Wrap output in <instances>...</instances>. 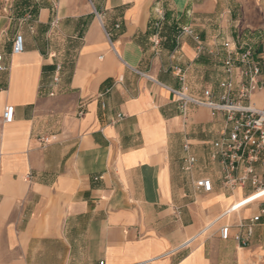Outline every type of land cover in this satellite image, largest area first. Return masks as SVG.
Wrapping results in <instances>:
<instances>
[{"label": "crops", "instance_id": "crops-1", "mask_svg": "<svg viewBox=\"0 0 264 264\" xmlns=\"http://www.w3.org/2000/svg\"><path fill=\"white\" fill-rule=\"evenodd\" d=\"M226 41L263 48L264 0H0V264H264V214L247 246L236 226L191 240L230 202L243 205L234 224L264 206L220 184L209 155L228 133L222 116L184 117L169 91L178 68L189 95L218 100L235 58ZM261 79L257 108L264 68ZM201 177L209 193L194 190Z\"/></svg>", "mask_w": 264, "mask_h": 264}, {"label": "built area", "instance_id": "built-area-1", "mask_svg": "<svg viewBox=\"0 0 264 264\" xmlns=\"http://www.w3.org/2000/svg\"><path fill=\"white\" fill-rule=\"evenodd\" d=\"M7 2L8 0H1ZM26 16L25 20H29ZM110 49L114 52L109 35L105 32ZM180 35H187L195 42L197 53L207 52L206 47L190 28L181 29ZM223 48L235 58L229 56L223 61V67L227 78L219 83L220 94L218 100L214 99L211 89H203L201 97L189 95L188 88L184 85V77L178 68L174 74L182 83L178 89H170L174 102L178 104L182 116L186 117L189 107L202 108L210 112L212 117L221 115L224 123L229 126L226 137L213 143V151L209 159L220 165V184L225 189L248 188L252 195L262 193L264 190V107L257 108L251 103L252 94L262 84V69L264 68V46L256 49L250 44L236 45L226 41ZM24 51V39L20 33L14 35L11 53L21 54ZM5 71L0 54V73ZM57 81L58 78L53 79ZM79 108L78 115H82ZM121 117V116H117ZM2 120L10 123L13 120V108L6 107L2 114ZM185 153L182 158V170L190 173L197 164L196 157L190 152V145L183 144ZM196 191L209 193L212 190V182L207 177H201L193 182ZM264 203V200H263ZM246 205V204H245ZM241 203L230 202L217 216L208 222L191 239L204 236L208 231L216 228L222 240L231 235V229L236 226L240 230L233 236L241 246H247L253 235V226L257 224L264 214V206L256 215L234 224V216L238 213ZM104 264V262H99Z\"/></svg>", "mask_w": 264, "mask_h": 264}, {"label": "rangeland", "instance_id": "rangeland-1", "mask_svg": "<svg viewBox=\"0 0 264 264\" xmlns=\"http://www.w3.org/2000/svg\"><path fill=\"white\" fill-rule=\"evenodd\" d=\"M258 199L257 201H255V202H261V201H263L264 200V193H259V194H256L254 197H253V199ZM228 205V204H227ZM226 207V206H225ZM207 224V223H206Z\"/></svg>", "mask_w": 264, "mask_h": 264}]
</instances>
